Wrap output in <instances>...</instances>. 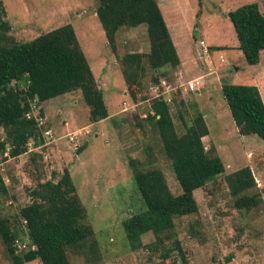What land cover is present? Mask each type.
I'll use <instances>...</instances> for the list:
<instances>
[{
	"label": "rangeland",
	"instance_id": "rangeland-1",
	"mask_svg": "<svg viewBox=\"0 0 264 264\" xmlns=\"http://www.w3.org/2000/svg\"><path fill=\"white\" fill-rule=\"evenodd\" d=\"M0 2L10 24L8 33L16 41L29 40L64 23L72 26L108 111L106 118L89 122L79 90L34 106L31 113L40 117L43 143L35 147L29 140L26 152L17 157L0 151V178L5 190H0V215L17 212L29 202L28 189L37 181H55L67 169L85 210L84 221L90 223L97 242L93 253L70 252L69 264H181L175 249L167 258L148 257L143 244L153 239L149 231L140 236L141 246L130 249L120 225L144 208L127 165L130 158L139 160L144 169L159 168L170 192H180L156 129L140 116L146 114L150 98L161 96L168 103L177 133L190 120L193 106L200 110L208 128L202 141L205 148L212 145L224 167L204 188L193 192L198 212L174 219L166 246L170 247L176 237L187 264H264V140L237 133L220 90L223 83L255 85L264 104V50L259 52L257 63L247 64L227 16L229 10L251 2L264 15V0H156L180 63L177 68L151 70L143 57V87L136 97L146 99L136 103L131 102L114 54L105 44L94 0ZM115 44L118 54H146L145 25L122 29ZM153 76L158 79L156 84ZM191 79L198 82V94L185 89ZM4 138L0 127V141ZM245 165L258 182L254 181V190L260 191L261 202L257 207L237 210L223 175ZM14 245L17 252L26 248L27 240H14ZM228 254L232 257L226 261ZM0 264H11L1 239ZM22 264L40 262L34 259Z\"/></svg>",
	"mask_w": 264,
	"mask_h": 264
},
{
	"label": "trees",
	"instance_id": "trees-1",
	"mask_svg": "<svg viewBox=\"0 0 264 264\" xmlns=\"http://www.w3.org/2000/svg\"><path fill=\"white\" fill-rule=\"evenodd\" d=\"M94 1V14L114 54L131 102L146 99L145 96L136 97L143 87V57L151 70L164 66L177 68L180 63L156 0ZM4 16L0 2V127L5 131V138L0 141L1 152L7 146V156L17 157L26 152L29 140L35 147L43 143L37 117L31 113L34 100L39 104L79 90L89 122L108 116L102 93L69 23L29 40L16 41L8 33L10 24ZM227 16L245 62L257 63L259 52L264 50V15L258 5L243 3L229 10ZM139 24L145 25L148 52L118 54L115 39L119 31ZM157 80L153 76L154 84ZM220 90L237 133L253 134L264 140V104L257 87L223 83ZM193 107L195 111L190 120L184 123L182 132L177 133L168 103L161 96L149 99L145 121L157 131L180 192H170L159 168L144 169L139 160L130 158L127 165L144 208L130 214L120 224L130 249L141 246L140 236L149 231L153 239L143 244L148 257L167 258L175 249L181 264L187 261L179 240L173 237L170 247L165 244L174 228V219L197 213L193 192L204 188L224 170L212 145L205 148L202 138L208 134V128L200 110ZM39 112H42L40 108ZM147 149L150 150V146ZM223 181L235 209L247 210L260 204L261 193L254 190L255 182L248 166L224 174ZM0 190L5 191L1 178ZM27 195L29 202L19 206L17 212L0 215V239L11 264L34 259L40 264H69L70 252L96 251L93 230L90 223L84 221L85 210L67 169H63L55 181H37ZM14 240H27L26 248L16 252ZM231 257L228 254L226 261Z\"/></svg>",
	"mask_w": 264,
	"mask_h": 264
},
{
	"label": "built area",
	"instance_id": "built-area-1",
	"mask_svg": "<svg viewBox=\"0 0 264 264\" xmlns=\"http://www.w3.org/2000/svg\"><path fill=\"white\" fill-rule=\"evenodd\" d=\"M204 51H205V49H204ZM163 82V81H162ZM187 86L185 87V89H188L189 91H195V88H196V86L198 85V82H197V80H189L188 82H187V84H186ZM37 104H36V100H34L33 101V103L31 104V107L33 108L34 106H36ZM27 116H28V114H26ZM32 116H34L33 114H32ZM37 121H39L40 122V117H38L37 118ZM30 143L28 142L27 143V145H29ZM7 146L5 147V150L3 151V154L4 155H7ZM254 181H256V183H258L257 182V180L255 179Z\"/></svg>",
	"mask_w": 264,
	"mask_h": 264
},
{
	"label": "crops",
	"instance_id": "crops-1",
	"mask_svg": "<svg viewBox=\"0 0 264 264\" xmlns=\"http://www.w3.org/2000/svg\"><path fill=\"white\" fill-rule=\"evenodd\" d=\"M78 40V39H77ZM79 42V41H78ZM105 44H106V41H105ZM79 45H80V47H81V49H82V51H83V54H84V50H83V47L81 46V44L79 43ZM84 56H85V54H84ZM85 58H86V56H85ZM114 59V58H113ZM86 60H87V58H86ZM114 63L116 64V62L114 61ZM91 69V68H90ZM194 92H196V94H198V90L197 89H195V91ZM64 95H66L65 93L64 94H61V95H58V96H64ZM58 96H55V97H58ZM133 105H135V104H133ZM133 105H131L130 107H132ZM128 109V108H127ZM108 112V111H107ZM118 112H121V110H119ZM141 117L142 116H144V114H142V115H140ZM204 116V115H203Z\"/></svg>",
	"mask_w": 264,
	"mask_h": 264
}]
</instances>
